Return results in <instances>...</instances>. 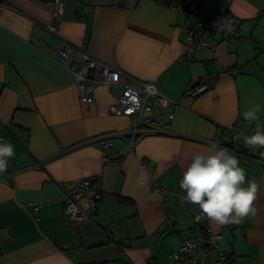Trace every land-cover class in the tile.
I'll list each match as a JSON object with an SVG mask.
<instances>
[{
  "label": "crops",
  "instance_id": "1",
  "mask_svg": "<svg viewBox=\"0 0 264 264\" xmlns=\"http://www.w3.org/2000/svg\"><path fill=\"white\" fill-rule=\"evenodd\" d=\"M181 1L63 0L56 24L52 0H0V135L15 151L0 174V264H166L185 235L206 225L231 264H264V148L240 136L255 131L245 110L259 105L264 124V0H192L189 11L203 3L211 22L227 14L237 24L214 36L213 50L190 51L184 25L197 15L187 20L174 8ZM65 42L154 80L176 101L169 128L138 137L120 162H102L99 138L125 132L130 118L112 111L118 88L102 85L92 102L80 100L71 71L55 59ZM200 82V94H185ZM128 138L112 136L108 151L116 155ZM211 143L259 185L255 215L242 224L196 219L181 197L183 171ZM142 172L150 177L143 187ZM81 177L103 193L87 222L63 209L64 182Z\"/></svg>",
  "mask_w": 264,
  "mask_h": 264
},
{
  "label": "built area",
  "instance_id": "2",
  "mask_svg": "<svg viewBox=\"0 0 264 264\" xmlns=\"http://www.w3.org/2000/svg\"><path fill=\"white\" fill-rule=\"evenodd\" d=\"M51 16L58 24L63 16V0H52ZM192 0H182L174 8L186 14L187 20L197 15L192 26L184 25L186 50L197 48H215L214 36L225 34L218 31L215 24L224 21L230 25L235 18L230 15H220L216 22L204 16L206 5L200 3L195 11H189ZM50 30L56 34L57 26H50ZM55 59L66 65L73 75L79 98L85 103L94 100V90L107 85L110 88H118L112 111L115 114H124L130 118L129 127L125 132L114 135H103L100 139L102 162H120L119 157L125 151L133 150L138 137L147 133H160L170 126L173 113L168 104L176 102L172 97L163 93L154 80L141 79L122 68L111 65L101 58L93 55L84 44L75 45L65 42L56 52ZM206 88L205 83H197L185 90V94L195 97ZM127 134L128 139L124 145L117 149L116 155L108 150L115 147L112 136ZM6 137L0 135V142H5ZM145 166V163H142ZM103 193L94 187L91 178H76L67 180L63 184V209L69 213L75 221L87 222L91 220L97 202ZM186 193L183 192V200ZM186 201V200H185ZM36 208V207H35ZM201 212L196 206L195 218H201ZM205 219V218H204ZM221 235L211 231L206 225L201 232L185 235L179 247L168 254L166 264H203L206 254L212 251L211 264H227V256L221 251Z\"/></svg>",
  "mask_w": 264,
  "mask_h": 264
},
{
  "label": "clouds",
  "instance_id": "3",
  "mask_svg": "<svg viewBox=\"0 0 264 264\" xmlns=\"http://www.w3.org/2000/svg\"><path fill=\"white\" fill-rule=\"evenodd\" d=\"M215 27L218 31L231 30L230 24L224 21L216 23ZM260 112L261 108L257 105L242 113L243 119L250 125L255 123L253 134H240L246 147L264 148V124L260 123ZM14 155L12 144L0 142V174L7 171L8 160ZM148 179V173L142 172L138 183L143 187ZM179 186L186 193V202L198 206L201 218L214 221L217 225H239L245 218L255 215L253 204L259 185L247 179L239 159L218 143H211L203 151L193 154Z\"/></svg>",
  "mask_w": 264,
  "mask_h": 264
},
{
  "label": "trees",
  "instance_id": "4",
  "mask_svg": "<svg viewBox=\"0 0 264 264\" xmlns=\"http://www.w3.org/2000/svg\"><path fill=\"white\" fill-rule=\"evenodd\" d=\"M226 15H227V14H226ZM236 24H237V22H236V20H235V21L233 22V24L230 25L231 30H230V31L225 30L224 33H225V34H231L232 32H234V28H235ZM231 263H232L231 260H230V259H227V264H231Z\"/></svg>",
  "mask_w": 264,
  "mask_h": 264
},
{
  "label": "rangeland",
  "instance_id": "5",
  "mask_svg": "<svg viewBox=\"0 0 264 264\" xmlns=\"http://www.w3.org/2000/svg\"><path fill=\"white\" fill-rule=\"evenodd\" d=\"M200 220V219H199Z\"/></svg>",
  "mask_w": 264,
  "mask_h": 264
}]
</instances>
